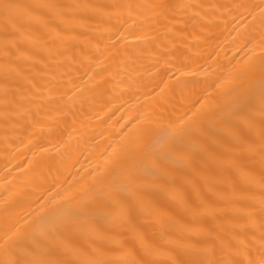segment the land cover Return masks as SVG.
<instances>
[{
    "label": "bare ground",
    "instance_id": "obj_1",
    "mask_svg": "<svg viewBox=\"0 0 264 264\" xmlns=\"http://www.w3.org/2000/svg\"><path fill=\"white\" fill-rule=\"evenodd\" d=\"M0 264H264V0H0Z\"/></svg>",
    "mask_w": 264,
    "mask_h": 264
}]
</instances>
